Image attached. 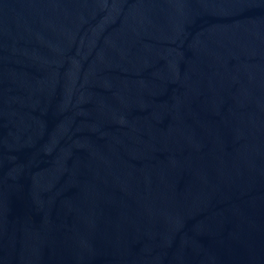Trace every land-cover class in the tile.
<instances>
[{
  "label": "water",
  "instance_id": "water-1",
  "mask_svg": "<svg viewBox=\"0 0 264 264\" xmlns=\"http://www.w3.org/2000/svg\"><path fill=\"white\" fill-rule=\"evenodd\" d=\"M0 264H264V0H0Z\"/></svg>",
  "mask_w": 264,
  "mask_h": 264
}]
</instances>
